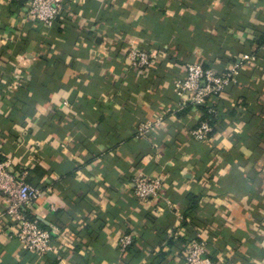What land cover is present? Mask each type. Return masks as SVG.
I'll use <instances>...</instances> for the list:
<instances>
[{
	"label": "crops",
	"instance_id": "0c3cea01",
	"mask_svg": "<svg viewBox=\"0 0 264 264\" xmlns=\"http://www.w3.org/2000/svg\"><path fill=\"white\" fill-rule=\"evenodd\" d=\"M28 1L0 0V162L40 189L30 214L54 244L37 258L0 226V264H186L193 240L212 264H264V0H65L49 28ZM130 47L155 67L130 69ZM245 53L197 141L204 112L176 81ZM139 174L165 178L158 199L134 198Z\"/></svg>",
	"mask_w": 264,
	"mask_h": 264
},
{
	"label": "built area",
	"instance_id": "2783aa9c",
	"mask_svg": "<svg viewBox=\"0 0 264 264\" xmlns=\"http://www.w3.org/2000/svg\"><path fill=\"white\" fill-rule=\"evenodd\" d=\"M65 0H29L27 15L36 25L51 27L63 14ZM122 57L128 61L129 68L135 71L146 72L155 67L157 56L154 52L130 47ZM255 57L251 53L243 54L222 71L204 68L195 62L187 63L185 77L175 83L177 94L184 104L192 107H203L213 99H217L231 85H236L239 75L247 63ZM209 117L217 116L214 107L207 111ZM150 130L143 126L139 134L143 135ZM214 127L209 119L203 120L193 131L192 136L200 142H205ZM27 171L17 170L10 160L0 162V196L5 205L4 216L7 223L0 221V226L9 231L10 237L16 239L20 250L37 258L46 256L53 250L54 240L52 233L42 229L38 222L31 217L30 208L38 200L41 191L26 181ZM163 176L148 177L143 174L131 178L130 185L134 198L140 204H147L160 197L165 185ZM164 204L169 205L168 201ZM52 211L54 206H50ZM133 237L130 234L122 235L117 239V246L124 252L132 245ZM184 260L186 264H212L206 255V245L203 241L193 240L186 244Z\"/></svg>",
	"mask_w": 264,
	"mask_h": 264
},
{
	"label": "trees",
	"instance_id": "16d2710c",
	"mask_svg": "<svg viewBox=\"0 0 264 264\" xmlns=\"http://www.w3.org/2000/svg\"><path fill=\"white\" fill-rule=\"evenodd\" d=\"M210 107H214L215 109H216V111H217V106L216 105H210V104H206L205 106H203V107H201V109L203 110V112H204V120L205 119H209V124L211 125V126H213L214 128H215V123H216V118H217V116H215V117H209L208 115H207V111H208V109L210 108ZM218 114V113H217ZM132 246V245H131ZM130 246V247H131ZM129 248V247H128ZM127 248V249H128ZM126 249V250H127Z\"/></svg>",
	"mask_w": 264,
	"mask_h": 264
}]
</instances>
